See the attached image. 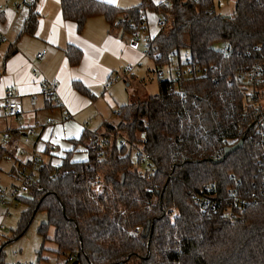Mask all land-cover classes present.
<instances>
[{
	"label": "trees",
	"instance_id": "16d2710c",
	"mask_svg": "<svg viewBox=\"0 0 264 264\" xmlns=\"http://www.w3.org/2000/svg\"><path fill=\"white\" fill-rule=\"evenodd\" d=\"M61 4L79 30L101 14L111 22L129 17L122 24L132 33L147 28V11H155L165 21L145 42L155 67L207 70L183 77V92L174 77L161 78L158 93L119 106L116 123L105 121L103 133L86 130L77 141L88 158L73 159L72 149L56 177L43 160L28 195L17 198L27 208L15 235L43 210V240L53 226L57 251L79 257V264H264V126L254 124L259 109L241 75L261 70L264 100V0H236L229 14L219 13L215 0H141L128 9L99 0ZM66 51L77 64L80 51ZM183 51L191 62H183ZM100 135L108 139L105 146ZM241 138V147L212 162ZM140 146L154 170L136 159ZM6 154L0 143V161ZM207 183L216 184L221 205L203 211L197 196ZM231 187L242 204L232 218L223 214ZM0 264H6L1 249Z\"/></svg>",
	"mask_w": 264,
	"mask_h": 264
},
{
	"label": "crops",
	"instance_id": "0c3cea01",
	"mask_svg": "<svg viewBox=\"0 0 264 264\" xmlns=\"http://www.w3.org/2000/svg\"><path fill=\"white\" fill-rule=\"evenodd\" d=\"M140 2L116 0L114 6L128 9ZM122 17L111 22L104 15H92L79 30L74 20L64 17L61 0H35L31 8L21 10L16 8L15 0H0V37H4L0 41V126H3V135L8 130L13 135L4 144L6 155H12L13 159L5 156L0 161V187L4 190L18 183L34 156L58 167L67 153L75 149L73 159L86 160V148L77 144L83 133L86 130L103 133L105 121H118L116 110L128 103L125 102L126 88L131 86V82H124L125 72L134 66L131 74L139 76L136 73L149 58L145 42L155 37L162 27L160 15L147 11L146 32L135 40L125 25L117 21ZM68 46L80 51L82 56L77 64L70 61ZM45 48L47 54L39 58L37 54ZM141 78V85L149 87L148 80ZM109 81L113 82L107 88ZM48 83H56L59 102L46 96ZM76 83L89 93L79 91ZM8 91L22 105L21 122L7 115ZM158 91L150 90V95ZM48 117L53 120L50 125L46 123ZM30 127H36L40 136L23 144ZM8 201L10 207L6 211L2 203ZM17 201H11L7 193L0 191V226H4L11 206H17Z\"/></svg>",
	"mask_w": 264,
	"mask_h": 264
},
{
	"label": "built area",
	"instance_id": "2783aa9c",
	"mask_svg": "<svg viewBox=\"0 0 264 264\" xmlns=\"http://www.w3.org/2000/svg\"><path fill=\"white\" fill-rule=\"evenodd\" d=\"M35 0H15L16 3V8L18 10H21L22 8H31L32 5L34 4ZM129 20V17H122L121 19L117 20L119 22H127ZM160 25L164 26L165 21L161 20ZM146 32V28L141 26L140 29H136L132 32V35L135 40H138L141 38V34ZM4 37H0V41L3 40ZM148 38L146 42H148ZM262 45L258 44L255 49L259 50L257 55H261V49ZM48 50L42 49L37 56L39 58L44 57L47 54ZM183 62H191L189 56H186L183 59ZM165 66L159 65L156 66V77L158 80L161 78H164V72L162 68ZM134 66H129L125 72L127 75L128 73L133 72ZM205 67H200L196 66L193 67L192 65H187V66H182L180 63H176V65L171 68L169 71L170 76L169 78L173 77L172 72L175 74V80L178 85V89L180 92H183V77H194V76H200L203 73L206 72ZM242 75V78H244V82L248 84V93L250 94V98L252 99V102H254V105L259 109V113H257L256 121L254 124L257 125H263L264 126V105L263 102L264 100L260 97V93L262 90L258 89V84L262 81L261 77V70L259 68L246 71ZM113 81H109L106 86L109 88L112 85ZM260 91V92H259ZM45 94L49 99H56L57 102H59L57 93H56V83H48L45 88ZM8 100L6 102V110H7V115L16 120L17 122H21L23 119V109L22 105L20 102H18L15 98H13L12 92L8 91L7 93ZM70 117V115H69ZM68 117V118H69ZM53 120L51 117H48L46 120L47 125L52 124ZM264 133V129L262 131ZM40 133L38 132V129L36 127H30L26 131V135L23 137V144H29L31 141L36 140L39 138ZM13 138L11 130H8L4 133L3 135V141L1 145H4L6 143V140H9ZM108 142V139H104L101 135L99 136V143L102 146H105V144ZM125 143V142H124ZM123 142L121 144H124ZM141 147V148H140ZM139 148H135L134 154L137 158L141 157V161L143 160L144 163H148V166L151 170H154V167L150 164L151 162V157L150 155L143 151L142 146ZM8 160H12L13 157L12 155H6ZM43 163V160L39 156H34L32 162L30 165H27L24 170H23V175L20 177V180L18 181L17 184L11 185L7 190H4L3 187H0V191L3 193H7L9 199L11 201L17 200V198L28 195L29 189H30V184L32 181L35 179V174L38 173L39 168L41 164ZM53 176L56 177L57 175L60 174V170L58 167H55L52 172ZM148 191H150V188H147ZM216 191V184L215 183H207L204 185L202 192L199 193L197 196L198 203L203 211H206L207 209L211 208H217L218 206L221 205V200L217 198V193ZM228 202L227 206L228 208L223 211V214H225L227 217L232 218L233 213H234V208H239L241 209L242 204H241V198L236 194V189L234 187L229 188L228 190ZM4 228L3 225L0 226V229ZM75 259L74 256H69L67 264H70L73 260Z\"/></svg>",
	"mask_w": 264,
	"mask_h": 264
},
{
	"label": "rangeland",
	"instance_id": "374dc122",
	"mask_svg": "<svg viewBox=\"0 0 264 264\" xmlns=\"http://www.w3.org/2000/svg\"><path fill=\"white\" fill-rule=\"evenodd\" d=\"M236 0H215L217 11L222 14H229L234 8ZM186 57L185 52L182 53V59ZM146 62L144 61L141 70H137L139 78L143 73V79L148 80L149 87L145 84L142 86L140 80L135 74L132 75L128 73L126 75L124 82H131V86H127V94L125 102H132L139 99H145L150 95V90H157L158 87V78L156 77V69L154 67V61L150 58H147ZM176 63L172 66V68ZM148 67L150 68L148 70ZM154 69V70H153ZM143 70V71H142ZM164 72V78L170 76L169 67L165 66L162 68ZM172 76L175 77L174 72ZM137 78V79H136ZM141 78V79H142ZM155 88V89H154ZM127 100V101H126ZM264 105V102H263ZM114 121H117V117L113 118ZM3 126H0V137L3 135ZM117 135L112 134L110 138L111 141L115 140ZM118 141L121 140L118 137ZM141 148V147H140ZM144 167V165H141ZM6 205H5V204ZM4 210H8L10 207L9 201L4 202ZM27 208V205L17 201V206H11L9 214L7 215L6 220L3 222L6 229L0 230V248L3 253V257L6 264H67L68 257L59 253L57 251V245L53 240L54 236V227L51 226L48 230V239L43 240L42 235L39 233V227L41 223L46 219V213L41 210L39 211L33 221L31 222L29 228L20 236H16L15 232L18 229L21 214L23 210ZM16 236V237H14Z\"/></svg>",
	"mask_w": 264,
	"mask_h": 264
},
{
	"label": "water",
	"instance_id": "95a60500",
	"mask_svg": "<svg viewBox=\"0 0 264 264\" xmlns=\"http://www.w3.org/2000/svg\"><path fill=\"white\" fill-rule=\"evenodd\" d=\"M253 126V124H252ZM244 143V138H241L236 144L231 146H226L224 148V153L221 158L213 159L212 162L218 163L225 160L232 152L236 151L239 147H241ZM70 264H79V257L75 258Z\"/></svg>",
	"mask_w": 264,
	"mask_h": 264
},
{
	"label": "snow or ice",
	"instance_id": "6c2138e0",
	"mask_svg": "<svg viewBox=\"0 0 264 264\" xmlns=\"http://www.w3.org/2000/svg\"><path fill=\"white\" fill-rule=\"evenodd\" d=\"M104 3H108V4H116V0H103ZM154 3H159V0H153ZM10 15V13H9ZM76 79H79L78 77Z\"/></svg>",
	"mask_w": 264,
	"mask_h": 264
}]
</instances>
